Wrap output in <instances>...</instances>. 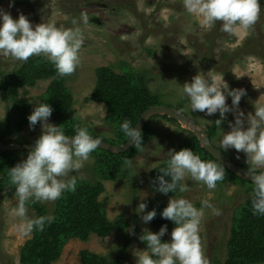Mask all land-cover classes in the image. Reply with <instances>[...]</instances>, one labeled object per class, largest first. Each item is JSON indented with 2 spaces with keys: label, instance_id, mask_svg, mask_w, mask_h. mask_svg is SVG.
<instances>
[{
  "label": "rangeland",
  "instance_id": "obj_1",
  "mask_svg": "<svg viewBox=\"0 0 264 264\" xmlns=\"http://www.w3.org/2000/svg\"><path fill=\"white\" fill-rule=\"evenodd\" d=\"M259 3L261 10L258 19L250 28L241 30L234 37L220 30V22L211 27L201 25L185 11L182 0H13L11 7L9 0H0V8L10 12L14 19L18 18L19 13L25 14L33 25L47 19L65 28L73 27V18L78 19L81 13L87 14L88 24L79 25L83 33L78 53L79 64L67 76L66 85L73 98L69 116L87 127L90 135L109 143L116 139L115 122L105 104L90 97L99 67L111 65L121 72V66L126 64L145 77L150 91L159 95L161 106L184 113L208 135L214 132L211 141L215 146L238 165L250 170L251 166L246 164L242 151L237 152L233 148L223 150L220 147V129L214 123L219 113L207 116L204 112H192L187 98L182 94V85L190 82L197 72L210 71L222 77L230 89L245 90L246 95L241 97L239 103V109L245 116L254 112L255 103H264V0H259ZM23 63L0 53V79ZM50 81L40 80L35 86L28 87V92H25V88H19L16 99L29 102L27 116L35 104L41 103L40 96ZM14 101V98L6 100L0 90V125L9 123L12 128L7 137L10 140L8 143H34L41 134V125L37 122L34 128H30L27 122L19 128L21 115ZM226 103L231 107L230 97L226 98ZM170 119L173 118L162 114H154L147 119L144 127L147 125L151 132L149 138L142 142V150L136 148L133 152H129L131 149L125 152V158L132 160L133 164L126 167L124 158L113 177H104L97 169L98 150L89 154V159L83 161L79 170H73L71 174L76 176L77 183L103 184L99 201L103 203L108 219L112 222L121 220L126 223V228L114 229L105 237L91 234L87 240L70 238L53 264H81L80 253L84 250L102 256L110 264L124 248L122 264H136L134 251L145 250L146 246L138 240L137 235L132 236L131 233L144 229L158 232L153 229L151 221L145 224L141 217L150 211L151 206L167 204L172 196L185 197L197 208L201 207L202 200H208L220 210V214L216 215L212 209H204L199 236L209 264L226 259L233 217L249 197V184L223 180L216 183L214 189H208L186 175L182 183L187 191L174 194L156 191L158 185L153 182V171L167 164L169 149L179 151L185 140L194 135L188 126ZM230 121L234 123L233 112L227 113L220 125L224 132L230 130ZM49 122L59 125L51 118ZM198 143L200 145L199 140ZM29 150L10 151L12 160L8 161L6 168H0V179L7 180L0 189V264H19L21 249L34 234L33 230L29 236H23L17 229L18 218L12 211L17 203L13 196L15 188L8 177V170L24 160ZM60 198L50 202H34L46 207L48 215L53 216ZM142 202L147 207L144 213H138V205ZM26 207L28 216L37 217L38 212L31 204ZM171 231L165 233L161 242H170Z\"/></svg>",
  "mask_w": 264,
  "mask_h": 264
},
{
  "label": "clouds",
  "instance_id": "obj_2",
  "mask_svg": "<svg viewBox=\"0 0 264 264\" xmlns=\"http://www.w3.org/2000/svg\"><path fill=\"white\" fill-rule=\"evenodd\" d=\"M12 3L13 0H9L10 7ZM182 4L185 11L203 26L211 27L220 22V30L229 37L250 28L261 10L259 0H182ZM88 22L87 14L81 13L78 19L73 18L71 28L58 26L55 21L47 19L33 25L25 14L19 13L18 18L14 19L10 12L0 8V53L20 62L43 54L52 62L59 76H69L79 64L78 53L83 42L79 25H87ZM182 94L187 98L192 112H204L207 116L219 113L214 123L220 129V147L223 150L233 148L245 154V162L251 166L253 214L264 215V103H255L254 112L245 116L239 109L241 97L246 95L245 90L230 89L222 77L210 71L197 72L192 76L190 82L182 85ZM227 97L231 98V107L226 103ZM52 111L48 103L35 104L27 119L30 128L40 123L41 134L27 157L8 170L10 184L15 188L13 196L17 201L12 211L18 218L17 229L23 236H29L33 230L43 231L45 224L53 219L51 215L28 216L26 205L32 201H55L64 192L74 191L77 179L71 173L79 170L83 161L88 160L89 154L101 144L99 138L89 134L87 127L77 125L74 135H66L60 125L49 122ZM229 112H233L234 123L230 121V130L224 132L220 125ZM148 116H144V119L147 120ZM120 129L130 144L142 150V133L138 124L132 127L130 121L125 119ZM166 161L163 175L156 178V191L162 194L187 191L182 183L186 175L208 189H214L216 183L224 179L223 167L212 160H203L189 148L179 151L169 149ZM124 164L131 167L133 162L125 158ZM146 207L145 202L140 203L138 213H144ZM205 208L212 209L216 215L220 214V210L208 200H202L201 207L197 208L185 197H170L160 213L162 218L175 225L170 233V242H161L168 231L166 225L155 233L144 229L139 239L146 244V249L134 251L136 264H209L199 236ZM155 216L156 210L152 209L141 219L147 224Z\"/></svg>",
  "mask_w": 264,
  "mask_h": 264
},
{
  "label": "trees",
  "instance_id": "obj_3",
  "mask_svg": "<svg viewBox=\"0 0 264 264\" xmlns=\"http://www.w3.org/2000/svg\"><path fill=\"white\" fill-rule=\"evenodd\" d=\"M121 68L122 71L117 72L111 65L99 67L96 73V85L90 97L93 101L104 103L109 115L114 120L116 139L110 141L114 145L125 143L128 140L120 129V125L125 119L130 121L132 127H135L145 110L161 104L159 95L150 91L144 76L135 73L126 64ZM66 78L67 76H59L52 62L41 54L30 56L17 70L6 73L0 79V90L3 91L4 98L6 100L14 98L15 107L21 115L19 128L22 124L29 122L26 115L29 102L16 99L19 95V88H25V92H28L27 88L35 86L38 81L50 79V84L40 96L41 103H48L52 107L50 118L62 127L66 135L75 134V127L81 125L69 116L73 98L66 85ZM11 131L9 123L0 125V142H10L7 137ZM150 132L146 125L142 131V142L149 138ZM213 135L214 132H209L210 139ZM183 148H189L195 154L200 155L203 160H212L223 167L225 172L223 180L249 184V197L238 207L233 217L226 259L220 262L218 260L214 264H264V215L253 214L250 199L252 183L240 179L210 155L199 145L195 135L191 134L185 140ZM135 149L136 147L133 146L129 152H133ZM95 150L100 152L97 155V169L107 178L113 177L119 171L123 159L127 157V153L116 154L100 148ZM11 153L10 151H0L1 169L6 168L8 161L12 160ZM166 167L167 164H162L153 171L152 179L156 185H158L156 178L163 175ZM166 179L170 178L166 177ZM6 182L7 180L0 179V189ZM102 192L103 184L101 182L76 183L74 191L64 192L52 216L51 223H46L43 231L34 230L33 237L22 247L19 264H53L59 259L64 244L70 238L87 240L91 234L105 237L114 229H123L126 223L121 220L112 222L108 219L103 203L99 201ZM28 204L37 210V217L48 215L46 207L38 206L34 201ZM166 206L167 204L159 203L150 207V210H156V216L151 220L153 229L159 231L162 225H166L168 231H171L175 227L172 221L162 218L160 215ZM142 234L143 231L136 230L131 233L132 236L137 235L138 240L146 246L139 239ZM124 251L125 248L110 264H122ZM80 255L81 264H107L102 256L88 250L82 251Z\"/></svg>",
  "mask_w": 264,
  "mask_h": 264
},
{
  "label": "water",
  "instance_id": "obj_4",
  "mask_svg": "<svg viewBox=\"0 0 264 264\" xmlns=\"http://www.w3.org/2000/svg\"><path fill=\"white\" fill-rule=\"evenodd\" d=\"M145 113V114H144ZM154 114H162L167 115L173 119L178 120L179 122L183 123L184 125L188 126V128L191 130V132L198 138L200 142V146L205 149L210 155H212L215 159H217L220 163H222L227 169H229L231 172H233L236 176L245 179L247 181H251V177L249 175V170L246 168L241 167L238 165L231 157H229L226 153H224L221 149L215 146V144L211 141L210 136L206 133V131L202 128H199L196 123L191 121L184 113L178 111L177 109H174L169 106H151L147 110H145L137 124L139 126L140 131L143 130L144 125L146 123V119H144V116H148V118L151 115ZM94 138H98L96 136H93ZM100 139V138H99ZM101 144L98 145L97 148L110 151L112 153L120 154L125 153L128 150L131 149L133 146L128 141H126L124 144L120 145H114L112 143L106 142L102 139ZM34 146V143L31 144H19V143H5L0 142V151H12V150H25V149H31Z\"/></svg>",
  "mask_w": 264,
  "mask_h": 264
}]
</instances>
